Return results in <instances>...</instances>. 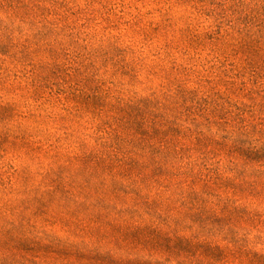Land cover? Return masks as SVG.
<instances>
[{"label":"rangeland","instance_id":"rangeland-1","mask_svg":"<svg viewBox=\"0 0 264 264\" xmlns=\"http://www.w3.org/2000/svg\"><path fill=\"white\" fill-rule=\"evenodd\" d=\"M0 264H264V0H0Z\"/></svg>","mask_w":264,"mask_h":264}]
</instances>
